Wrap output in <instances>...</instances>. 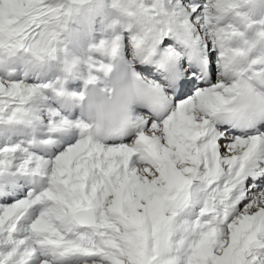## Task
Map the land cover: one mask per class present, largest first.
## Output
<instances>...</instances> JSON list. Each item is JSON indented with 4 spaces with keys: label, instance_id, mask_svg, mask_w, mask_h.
<instances>
[{
    "label": "snow or ice",
    "instance_id": "6c2138e0",
    "mask_svg": "<svg viewBox=\"0 0 264 264\" xmlns=\"http://www.w3.org/2000/svg\"><path fill=\"white\" fill-rule=\"evenodd\" d=\"M80 3L0 0V264H264V0H111L74 67ZM117 60L151 103L99 140Z\"/></svg>",
    "mask_w": 264,
    "mask_h": 264
},
{
    "label": "clouds",
    "instance_id": "9594fccd",
    "mask_svg": "<svg viewBox=\"0 0 264 264\" xmlns=\"http://www.w3.org/2000/svg\"><path fill=\"white\" fill-rule=\"evenodd\" d=\"M112 19L111 0H81L65 24L70 64L75 67L83 56L74 47L75 43L83 35H90L94 30L106 27ZM91 42L90 40L88 45ZM135 63L115 61L109 65L110 75L106 80V87H88L83 99H75L76 108L83 113L84 121L94 138L103 140L123 134L131 127L134 113L151 103V97L142 83L150 78L139 73ZM66 99L69 103L73 102L71 98Z\"/></svg>",
    "mask_w": 264,
    "mask_h": 264
},
{
    "label": "bare ground",
    "instance_id": "6f19581e",
    "mask_svg": "<svg viewBox=\"0 0 264 264\" xmlns=\"http://www.w3.org/2000/svg\"><path fill=\"white\" fill-rule=\"evenodd\" d=\"M101 35V29L99 30H94L90 35L89 34H85L83 35L74 45V47L82 52L83 54L86 52L87 46L89 41H93L95 39H99ZM71 47V46H70Z\"/></svg>",
    "mask_w": 264,
    "mask_h": 264
}]
</instances>
